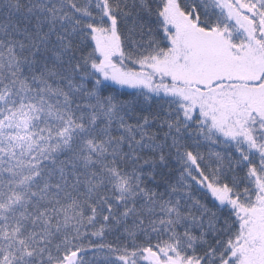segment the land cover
Returning <instances> with one entry per match:
<instances>
[{
    "label": "snow or ice",
    "instance_id": "obj_1",
    "mask_svg": "<svg viewBox=\"0 0 264 264\" xmlns=\"http://www.w3.org/2000/svg\"><path fill=\"white\" fill-rule=\"evenodd\" d=\"M0 264H264V0H0Z\"/></svg>",
    "mask_w": 264,
    "mask_h": 264
}]
</instances>
